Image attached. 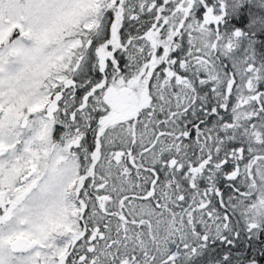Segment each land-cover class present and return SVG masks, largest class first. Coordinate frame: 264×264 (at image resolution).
Here are the masks:
<instances>
[{
	"label": "snow or ice",
	"instance_id": "snow-or-ice-1",
	"mask_svg": "<svg viewBox=\"0 0 264 264\" xmlns=\"http://www.w3.org/2000/svg\"><path fill=\"white\" fill-rule=\"evenodd\" d=\"M0 264H264V0H0Z\"/></svg>",
	"mask_w": 264,
	"mask_h": 264
}]
</instances>
